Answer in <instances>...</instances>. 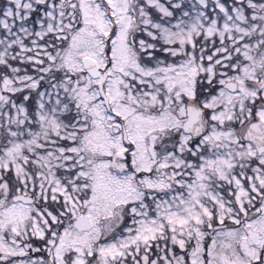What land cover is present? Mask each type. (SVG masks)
Listing matches in <instances>:
<instances>
[{
    "label": "snow or ice",
    "instance_id": "obj_1",
    "mask_svg": "<svg viewBox=\"0 0 264 264\" xmlns=\"http://www.w3.org/2000/svg\"><path fill=\"white\" fill-rule=\"evenodd\" d=\"M0 264H264V0H0Z\"/></svg>",
    "mask_w": 264,
    "mask_h": 264
}]
</instances>
